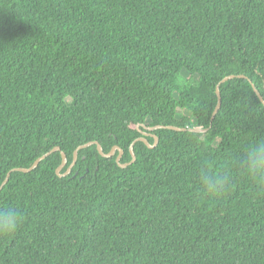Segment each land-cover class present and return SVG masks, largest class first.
I'll return each instance as SVG.
<instances>
[{
    "label": "trees",
    "instance_id": "obj_1",
    "mask_svg": "<svg viewBox=\"0 0 264 264\" xmlns=\"http://www.w3.org/2000/svg\"><path fill=\"white\" fill-rule=\"evenodd\" d=\"M253 86L264 100V0H0V187L61 149L0 191L22 217L0 264H264V190L240 171L264 137ZM143 126L208 132L154 131L125 169L94 145L57 175L93 142L130 164Z\"/></svg>",
    "mask_w": 264,
    "mask_h": 264
},
{
    "label": "clouds",
    "instance_id": "obj_2",
    "mask_svg": "<svg viewBox=\"0 0 264 264\" xmlns=\"http://www.w3.org/2000/svg\"><path fill=\"white\" fill-rule=\"evenodd\" d=\"M240 171L257 190H264V137L255 139L245 147L240 162ZM204 191L210 197L219 198L231 190V178L227 174L217 175L205 168L200 176ZM22 223L21 215L12 207L0 208V235H13Z\"/></svg>",
    "mask_w": 264,
    "mask_h": 264
},
{
    "label": "water",
    "instance_id": "obj_3",
    "mask_svg": "<svg viewBox=\"0 0 264 264\" xmlns=\"http://www.w3.org/2000/svg\"><path fill=\"white\" fill-rule=\"evenodd\" d=\"M235 78V76H230V77H227L225 78L224 80H222L220 82V84L217 86V90H216V94H217V97H218V104H217V107L213 113V116H212V120H211V124L212 122L214 121V119L216 118L218 112L220 111L221 109V105H222V98H221V93H220V86L225 84L226 82L230 81V80H233ZM238 79H246L245 76H238ZM254 88V86H253ZM257 96L259 97L260 101L262 102V104L264 105V100L263 98L261 97L260 93L258 92V90H256L254 88ZM143 128H145L149 133L151 134H147L146 132H141L143 134V138H139L137 139L133 145L131 146V149H130V152H131V155H132V161L130 164H121V160H122V157H123V151L120 150L118 147H114L113 150L109 153V154H105L103 152V148L101 147V145L97 142H93V143H89V144H86L84 146H81L79 147L75 153H74V159H73V163L72 165L68 168L67 172L65 174H61L62 171L64 170V168L67 166L68 164V160H67V156L65 155V153H61L62 155V165L57 169L56 173L59 177H67L68 175L71 174L72 172V169L73 167L76 165V162L78 160V153L80 150H83V149H86V148H89L91 146H97V149H98V152L99 154L104 157V158H113L116 153L119 151L120 154L119 156L117 157V163L118 165L122 168V169H125L127 168L128 166H130L131 164H134L136 162V155H135V152H134V146L136 143L138 142H144L150 149H154L158 146L159 144V139L156 135L153 134L154 131H158V130H163V129H167V130H171V131H176V132H192V133H196V134H205L208 132V129L206 130H199V129H189V128H179V127H173V126H156V127H152V128H148L146 126H143ZM147 138H153L154 139V144H150L147 140ZM57 152H61V149L60 148H55L54 150H52L50 153L44 155L43 157L39 158L34 164L33 166H31L29 169H14L12 170L5 182L2 184V186L0 187V191L8 184L9 180H10V176L13 172H22V173H31L33 172L34 170H36L38 168V166L40 165V163L42 161H45L47 158H49L52 154L54 153H57Z\"/></svg>",
    "mask_w": 264,
    "mask_h": 264
},
{
    "label": "flooded vegetation",
    "instance_id": "obj_4",
    "mask_svg": "<svg viewBox=\"0 0 264 264\" xmlns=\"http://www.w3.org/2000/svg\"><path fill=\"white\" fill-rule=\"evenodd\" d=\"M147 134H151V133H148V132H146ZM154 134V133H153Z\"/></svg>",
    "mask_w": 264,
    "mask_h": 264
}]
</instances>
